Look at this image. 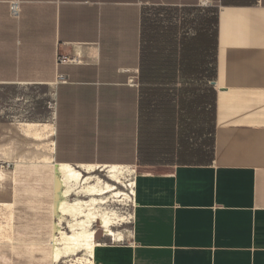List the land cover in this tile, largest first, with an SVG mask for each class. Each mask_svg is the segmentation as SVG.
<instances>
[{"label": "crops", "instance_id": "1", "mask_svg": "<svg viewBox=\"0 0 264 264\" xmlns=\"http://www.w3.org/2000/svg\"><path fill=\"white\" fill-rule=\"evenodd\" d=\"M198 7L0 0V165L50 168L36 160L48 141L53 164L134 170L125 242L96 246L93 264H264V0L203 10L206 29L216 22L206 155L187 136L194 41L177 19ZM27 125H42L41 142Z\"/></svg>", "mask_w": 264, "mask_h": 264}, {"label": "rangeland", "instance_id": "2", "mask_svg": "<svg viewBox=\"0 0 264 264\" xmlns=\"http://www.w3.org/2000/svg\"><path fill=\"white\" fill-rule=\"evenodd\" d=\"M205 9L207 8L198 7L197 11L195 10L193 13L188 14L187 18L181 14L177 15V19L180 22V29L182 30L181 34L183 36L186 35L187 39H193L196 33L202 29L206 17V12L203 11ZM149 13L151 17H153L154 10L149 11ZM209 18L213 19L214 16L209 15ZM206 59L207 62L211 61V55L209 57L206 56ZM212 68V66H210V68L207 67V69L210 70L208 72H211ZM203 70L204 67L198 69L197 75L201 82L198 81L197 85H202V83L204 84L207 81L208 73L203 72ZM193 85H196L194 81ZM196 90L198 92L195 93V96H201V88L198 89L196 87ZM194 99H196V97ZM203 108L201 105L194 106L192 120L190 119V111H188L187 118L192 121V123L190 121L188 122L187 136L193 139L194 149H203L206 155L209 148L204 141L211 139L210 136L208 138V134L212 122L209 115L204 116L202 114ZM183 119L185 120V117ZM26 133L31 138L41 142L42 135L39 133ZM47 143L48 141H43L41 145L36 147L39 150H43L44 153L43 156H41L42 158L39 157L40 159L37 158L36 160L43 163L42 160L47 159V164L52 167L53 162L47 157ZM33 161H35V159ZM13 166V164L9 163L0 165V242L11 241L9 235L12 229H14V236H11L14 241V246L12 244L6 246L0 245V264H54L52 249L54 237H59L55 229L59 221L53 211L52 168H39L36 170L37 172L15 174L13 172ZM96 175L106 180L103 173L97 172ZM77 198L76 196H72L71 200ZM79 198L86 200V197ZM111 198V196L107 197L106 205L103 204L104 206L101 205L100 207L99 205L96 206L95 213L100 216V214L104 212L109 213L110 211H115L121 217H127L130 213L131 203L125 200L123 201L122 198L120 200L121 202L116 198ZM70 219L71 218H67L64 222L60 223L61 231L67 234H70V232L66 229V223L70 221ZM112 222H115L113 227V231H115L116 235L115 240L103 235L100 229V222L99 226L98 222L94 223L93 227L96 230L95 238L96 242L99 244L98 247L119 245L125 240L124 234H127L126 231L129 230L130 224L121 225L119 220H113ZM83 253L84 252L79 253V257L87 258ZM70 260L73 261L74 259L71 258ZM70 260H63L60 264H68L71 262Z\"/></svg>", "mask_w": 264, "mask_h": 264}, {"label": "bare ground", "instance_id": "3", "mask_svg": "<svg viewBox=\"0 0 264 264\" xmlns=\"http://www.w3.org/2000/svg\"><path fill=\"white\" fill-rule=\"evenodd\" d=\"M39 126L42 125H27L26 132L40 134ZM42 162L47 164V159H43ZM97 172L103 173L106 180L96 175ZM52 174L53 211L59 221L58 225L55 226L59 237H54L53 262L54 264H60L63 260L69 261L73 258L74 260H70L71 262L68 264H93L94 250L99 245L95 238L94 223L98 222L99 226L100 222V229L103 235L114 240L116 235L115 231H113L115 223L112 222L113 220H119L121 225L131 224L130 213L125 218L118 215L115 211L104 212L98 216L95 213V208L98 205L100 207L105 204L109 196L112 197L111 199H118V201L122 198L123 201L125 200L132 204L134 170L119 166L73 167L71 165L52 163ZM72 196L78 198L71 200ZM79 197H86V200H82ZM124 205L128 206L127 204ZM67 218H71L66 223V229H68L70 234L60 229V223ZM82 252L87 258L79 257L78 254Z\"/></svg>", "mask_w": 264, "mask_h": 264}, {"label": "trees", "instance_id": "4", "mask_svg": "<svg viewBox=\"0 0 264 264\" xmlns=\"http://www.w3.org/2000/svg\"><path fill=\"white\" fill-rule=\"evenodd\" d=\"M154 10V9H152ZM158 16H164L160 15L158 13L153 14L154 18H157ZM175 17V16H174ZM212 24V30L206 29L204 25L202 26V29L196 33L195 37H193L194 41V48H193V66H194V72L195 77L193 81L196 83L194 85V106L201 105L202 114L204 116H210L211 122L213 121V117L215 114V95L216 92L213 88V83L215 81L216 76V22L214 19H209L208 23ZM211 55V61H206V56ZM204 57V59H203ZM212 66L211 72H208L210 70L207 69V67L210 68ZM203 72L208 73L207 75V81L202 85H197L198 81H200V78L198 77V69L203 68ZM201 82V81H200ZM196 87L199 89L201 88L202 95L201 96H195V93L198 91L196 90ZM205 110V112H204ZM207 118V117H206ZM212 131H213V125L209 129V134L212 137Z\"/></svg>", "mask_w": 264, "mask_h": 264}, {"label": "built area", "instance_id": "5", "mask_svg": "<svg viewBox=\"0 0 264 264\" xmlns=\"http://www.w3.org/2000/svg\"><path fill=\"white\" fill-rule=\"evenodd\" d=\"M209 6V0H199V7L206 8ZM10 13L13 17L18 16V4L17 3H12L10 6Z\"/></svg>", "mask_w": 264, "mask_h": 264}]
</instances>
